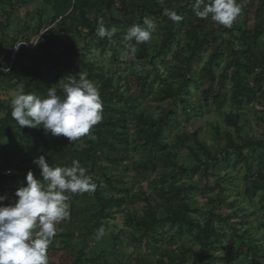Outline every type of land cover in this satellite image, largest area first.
<instances>
[{
    "label": "trees",
    "instance_id": "1",
    "mask_svg": "<svg viewBox=\"0 0 264 264\" xmlns=\"http://www.w3.org/2000/svg\"><path fill=\"white\" fill-rule=\"evenodd\" d=\"M13 1L25 4L26 1L30 2L31 0H0V8L8 6L11 10L16 4ZM42 1L50 8L51 13L46 26L52 27L47 29L39 37L34 47L29 50L25 49L23 44L16 46L15 39L12 40L9 48L16 49L17 60L26 59L29 66H23L22 74L19 75L16 74L13 65L9 66L6 62L2 69H8V71L3 73L4 75L0 74L4 79L14 81V86L22 88L26 94L37 92L47 95L49 87L46 85L44 70L49 72L54 69L57 58L53 61L50 59L52 58V49L57 44L60 34L77 36L85 33L84 38L93 41L97 33L96 25H99V21L103 19L106 28H115L117 31L111 41L107 38H101L100 43L96 46L100 49L101 54L111 52L112 58L117 60L127 48L124 39L127 18L130 23L142 26L145 17L160 19V40L156 51L151 52L148 43L139 44L140 51L137 60L142 68L140 72H144V75L137 80V93L131 92L128 85L119 91L117 87L112 85L111 79L107 76L105 65L96 68L92 63L85 65L82 60L76 62L75 60L79 56L78 52L72 46L65 48L66 63L61 70L62 74L71 75L72 71L76 69L86 68L87 78L97 83L100 92L103 102V120L91 130L90 135H94L95 140L89 139L86 135L78 138L76 143V141L70 142L68 138L54 137L51 133L41 136L42 128L29 132L23 130L24 127H20L13 120L11 106L4 109L5 115L0 120V141H18L23 144L28 153L36 154V149L39 146L38 138H42V144L47 146V152L44 156L50 166L70 167L73 160H78L81 166L87 169L88 175L92 177V182L95 184L94 191L82 194L68 193L70 196L68 202L71 203V206L76 205L82 199L89 198L91 202H94L95 208H98L91 217V219H95V225L86 233L85 237H87L100 229L102 222L111 218L114 214L111 213L113 208H120L125 203L127 190L124 185V177L118 175L113 178L107 172L109 169H117L123 166L128 159L126 136L129 118H132L135 128L141 133L144 151L147 154L141 169L145 170L148 165L154 167L153 157L158 151L163 152L164 164L171 163V155L167 153L169 148L179 149L185 156L192 157L197 165L206 166L207 162H215L214 158L218 153H211L204 146V143L199 140L198 130L189 134L176 135L171 146L165 141L164 135L173 131V124L177 117L176 100L182 108L181 113L183 115H186L187 110H189L190 115L196 117L200 114L202 107H207L209 102L207 99L208 91L204 92L202 103H190L187 97L182 96L183 90L200 81H207L210 86H215L216 92L211 103L217 110H220L224 104L238 110L243 104L251 103L258 92L260 94L262 83H264V55L258 60L254 50L261 38L264 41V0H258L251 30L243 29L245 20L242 19L241 21L240 18H237L231 28L219 25L218 37L210 41L207 37L209 35L204 32V24L207 19L197 18L193 12L195 0H164L163 3L158 2V0ZM243 1L237 0L242 10L245 11L249 6L245 5ZM112 5H116V11L122 17L121 24L116 23L110 17ZM165 8L169 11H175L182 17V20L178 23L171 21L164 15ZM5 14L4 18L7 21L9 15L7 10ZM181 38L184 41L185 53L181 55L180 64L176 65L173 70L167 71L164 76L159 75L156 61L162 63L163 59L171 53L172 46L178 45ZM216 41H219L220 44L213 53L209 54L206 67L199 69L196 73L195 68L200 64L208 45L216 43ZM222 42L225 48L221 50ZM96 46L91 48H97ZM217 69L220 70V73L216 78ZM149 96L153 102L158 104L170 101L171 108L159 118L154 119L146 113L144 108H140L142 101ZM239 121V112L231 111L225 114V125L234 131L236 141L239 143H236L228 133H225L223 136L226 145L222 149L224 152L230 149L235 162L243 164L245 170L244 197L251 201L255 194L262 193L259 200L262 205L264 201V162L258 164L257 169L253 170L252 164L243 152L244 150H247V153H253L256 150L263 151L264 143L255 144L250 140L241 138ZM214 131L218 138L222 137L216 129ZM254 145H256V149H253ZM10 152L9 147H0V159L4 160ZM174 168V175L169 179L171 184L164 186V182H162L159 189L164 199L162 204L164 215L158 217V212L150 207L141 216H125L124 224L132 230L130 240L136 244L143 240L145 241V248H147V243L150 240H155L153 234L159 224H166L168 228L184 226L187 230L194 231L192 243L196 248L186 247L175 257L160 252L159 259L165 258V264H185L189 259L193 264H215L221 261L213 256L216 247L213 222L217 218L210 214L204 224L191 218L192 211L187 203V189L184 185L177 183V180L185 178L184 175L187 171L176 166ZM29 171L36 178L35 165L32 160L27 159L23 164L14 167L12 176L0 175V187L6 183L16 185L21 182L25 185ZM167 176L169 175L167 174ZM107 189L115 191L116 197L106 195L105 190ZM222 190L219 187V192ZM233 230L236 233L235 229ZM121 236L122 233H119L114 238L118 240ZM238 240L239 247L245 248L252 257L264 260V250L253 245L248 237L246 238V235L238 237ZM83 258V255H79L73 264H83ZM100 258L101 256L99 261ZM101 262L102 264H109L104 257ZM133 264L149 263L144 257L136 256ZM260 264H264V261Z\"/></svg>",
    "mask_w": 264,
    "mask_h": 264
},
{
    "label": "rangeland",
    "instance_id": "2",
    "mask_svg": "<svg viewBox=\"0 0 264 264\" xmlns=\"http://www.w3.org/2000/svg\"><path fill=\"white\" fill-rule=\"evenodd\" d=\"M13 2H16V4L11 10L8 6L0 8V74L2 75L8 71V69H2L6 62H8L9 66L13 65L16 74L19 75L22 74L23 66H29V62L26 59L17 60V56L14 54L15 49L9 48L12 40L15 39L16 46L23 44L24 48L29 50L34 47L39 37L52 27L46 26L51 13L50 8L42 0L26 1L25 4L18 1ZM243 2L249 8L245 11L242 10L238 18L241 21L242 19L245 20L243 29L251 30L254 24L253 15L258 0H244ZM112 6L110 17L116 23L121 24L122 17L117 13L116 5ZM6 10L9 13L7 21L4 18ZM152 20L156 23V29L148 44L151 48L150 51L154 52L159 47L160 19L155 18ZM133 24L130 23L128 18L126 19V33L127 29ZM98 27L99 25H96L95 29L98 30ZM219 31V24L212 21L210 17L207 18L204 24V32L209 35L207 36L208 41L213 38L216 39ZM84 34L77 36L60 34L57 44L52 49V58L50 59V61H53L57 58L54 69L49 72L44 70L46 85L49 88L56 86L57 92L60 93L61 87L59 83L63 79V82H66L69 76L77 77L80 72L87 74L86 68L76 69L72 71L71 75L62 74L61 70L66 63L64 50L66 47L72 46L79 55L75 60L76 62L82 60L85 65L92 63L96 68L105 65L107 76L111 79L112 85L117 87L119 91H122L124 86L128 85L131 92L137 93V80L144 75V72L137 71L135 68L138 63L139 45H135L133 41L125 40L127 43L126 51L115 60L112 58L111 52H105L104 54L99 52L100 49L96 45L100 43L101 38L97 33L93 41L85 39ZM219 44L220 42L216 41V43L208 45L200 64L195 68L196 73L199 69L206 67L209 54L213 53ZM133 45L136 47L135 52L130 50ZM92 46L97 48H91ZM183 46L184 41L181 38L178 45L172 46L171 53L163 59L162 63L156 61L159 75L164 76L167 71L173 70L176 65L180 64L181 55L185 53ZM224 48L225 45L222 42L221 50ZM254 54L258 60L264 55L263 38L257 42ZM219 73L220 70L217 69L215 72L216 78ZM14 84V81H9L0 76V120L5 115L4 109L11 106L15 91L20 88L14 86ZM94 84L97 86L96 82ZM205 91H208V105L207 107H202L200 114L196 117L191 116L189 110H187L186 115H183L181 113L182 108L178 100H176L177 117L173 124V131L165 133L164 137L165 141L171 146L176 135L189 134L194 130H198L199 140L204 143V146L211 153H218L216 158H214L215 162H207L206 166L197 165L192 157L185 156L179 149L169 148L167 153L171 155V163L164 164L163 152L158 151L153 157L154 167L148 165L145 170L141 169L147 154L144 151L142 135L135 128L132 118H129L126 136L128 159L123 166L117 169H109L107 172L113 178L118 175L124 177V185L127 190L125 203L120 208H113L111 213L114 214L111 218L102 222L100 229L85 237L89 229L95 225V219L93 220L91 217L98 208H95L94 202H91L89 198H86V200L82 199L74 206H71V203L68 202L70 204V217L57 225V232L52 237L47 249L49 264H73L79 255L84 256L83 264H102L101 260H103V257L109 264H133L136 256L144 257L149 264H165V258L159 259L161 253L164 252L168 256L175 257L186 247L192 246L193 249L196 248L192 243L194 231L191 232L184 226L181 228H178V226L168 228L166 224H159L153 234L155 240H150L147 243L148 247L145 248V241L142 240L136 244V242L130 240L132 230L124 224L125 216H141L150 207L158 212V217L164 215L162 210L164 199L159 189L162 182H164V186L171 184L169 179L174 175V166L187 171L184 175L185 178L177 180V183L184 185L187 189V203L192 211L191 218L201 224L205 223L210 214L217 218L213 222L216 239L213 256L221 261L215 264H260L264 261L263 259L252 257L245 248L239 247L238 240V237L246 235V238L248 237L253 245L258 249L264 250V201L262 205L259 203L262 193L255 194L251 201L244 197L245 170L243 164L235 162L230 149L225 152L222 149L226 145L223 136L225 133H228L234 141L237 139L234 131L227 128L224 122L225 114L231 111H237L240 114L241 138L250 140L255 144L264 143V83H262L260 94L258 92L251 103L243 104L238 110L230 108L227 104L217 110L211 103L216 88L214 85L210 86L207 81H200L196 85L188 87L183 90L182 96L187 97L190 103H202ZM34 94L41 98L46 97V94L37 92ZM140 108H144L146 113L156 119L171 108V104L170 101L158 104L153 102L149 96L142 101ZM39 129L41 128L36 130ZM215 129L222 135L221 138L215 135ZM23 130L29 132L35 129L24 127ZM42 135H46L44 130L41 131ZM38 139L39 146L36 149V154L28 153L23 144L18 141L1 140L0 147H9L11 152L4 160L0 159V175L10 177L14 174L15 166L23 164L27 159L32 160L33 163L35 158L45 155L47 146L45 147L42 144V138ZM236 143L239 142L236 141ZM253 149H256V145L253 146ZM243 154L249 159L253 170L257 169L258 164L260 165L264 162V150H256L253 153H247V150H244ZM200 157L202 158L201 153ZM163 165L166 166L164 167ZM35 169L36 179L42 181L40 169L36 165ZM9 170L11 174H8ZM22 185L21 182L16 185L6 183L0 187L1 195L7 194L8 196L5 204L16 201L15 191ZM219 187L223 189L221 192H219ZM105 193L108 196L116 197V192L111 189L105 190ZM233 229H235L236 233ZM119 233H122V236L115 240L114 237L119 235ZM185 264H193V262L189 259Z\"/></svg>",
    "mask_w": 264,
    "mask_h": 264
},
{
    "label": "clouds",
    "instance_id": "3",
    "mask_svg": "<svg viewBox=\"0 0 264 264\" xmlns=\"http://www.w3.org/2000/svg\"><path fill=\"white\" fill-rule=\"evenodd\" d=\"M163 3L164 0H158ZM241 5L237 0H195L193 12L197 18L207 19L225 28H231L240 16ZM164 15L173 22L182 17L175 11L164 9ZM156 23L148 17L143 26L133 24L127 29L125 40L135 45L151 41ZM116 29H108L104 21H99L97 34L100 38L112 40ZM133 45L131 51L135 52ZM137 71L142 68L138 62ZM57 87L48 88L47 95L41 98L26 94L22 88L15 91L11 100V116L20 127L42 128L54 137H66L70 142L90 135L94 126L103 120V102L98 87L87 78L86 73L77 77L69 76ZM63 82V83H62ZM40 169L42 181L29 171L26 186L15 191L14 203L5 204L7 194L0 195V264H49L47 249L57 232V225L70 217V196L68 193L94 191L95 184L85 167L73 160L70 167H52L44 155L33 160ZM11 171L9 170V173Z\"/></svg>",
    "mask_w": 264,
    "mask_h": 264
},
{
    "label": "built area",
    "instance_id": "4",
    "mask_svg": "<svg viewBox=\"0 0 264 264\" xmlns=\"http://www.w3.org/2000/svg\"><path fill=\"white\" fill-rule=\"evenodd\" d=\"M24 46V45H23ZM14 54H16V49H15V52H14ZM0 195H1V192H0Z\"/></svg>",
    "mask_w": 264,
    "mask_h": 264
}]
</instances>
